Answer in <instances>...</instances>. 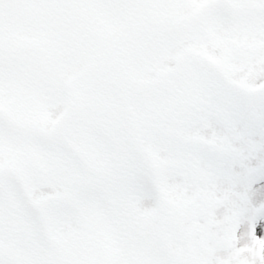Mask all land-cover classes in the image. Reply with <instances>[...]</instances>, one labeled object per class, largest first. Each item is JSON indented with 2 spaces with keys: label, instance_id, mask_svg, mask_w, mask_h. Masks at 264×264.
Listing matches in <instances>:
<instances>
[{
  "label": "snow or ice",
  "instance_id": "snow-or-ice-1",
  "mask_svg": "<svg viewBox=\"0 0 264 264\" xmlns=\"http://www.w3.org/2000/svg\"><path fill=\"white\" fill-rule=\"evenodd\" d=\"M0 264H264V0H0Z\"/></svg>",
  "mask_w": 264,
  "mask_h": 264
}]
</instances>
